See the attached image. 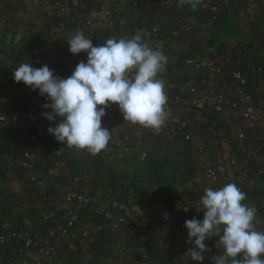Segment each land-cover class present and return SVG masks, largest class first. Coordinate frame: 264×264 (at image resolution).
<instances>
[{"label":"trees","instance_id":"1","mask_svg":"<svg viewBox=\"0 0 264 264\" xmlns=\"http://www.w3.org/2000/svg\"><path fill=\"white\" fill-rule=\"evenodd\" d=\"M22 1V0H19ZM53 1V0H50ZM89 2L96 1L98 4H104L102 0H87ZM130 1V0H126ZM115 3V2H114ZM118 3V2H117ZM115 3L113 6H115ZM49 16L46 17L39 24L34 22H28L27 26L32 29L33 38L31 36L23 34L20 36L19 50L17 52L5 51L10 57L13 63H17L19 66L22 63H32L38 66L47 65L45 62L39 60L35 55L36 42L34 39L37 35H44L46 39L55 38L59 41L60 46L57 50L58 60L56 65L60 69H65L68 66H76L81 60H86L87 54L80 53L79 55H72L68 51V44L66 40L65 32L74 30L77 23L72 17H65L54 11L51 7ZM137 19L127 17L124 25L125 31H131V29L136 26L137 31L142 30L147 34V39L152 45L154 38L148 34L150 29L154 25H159V32L168 33V36L164 40L163 49L164 54L168 58V63L166 65L165 71L159 73V75L166 76L168 80V90L167 97L168 101L177 92L176 86L184 84L188 76L184 69L183 61L190 56H206L210 64H220L224 69V77L228 79L229 72L234 69H241L246 78V87L249 89L256 100L264 101V90H259L256 88V80L259 77L257 71V65H253L252 59L248 58L247 52L251 49V45L246 42L237 43L235 45L229 42L222 41L216 45L203 48L199 36V26L201 24H208L209 26H217L219 22L212 21L211 16L213 15L210 11H203L201 9V4L193 10L189 5H179L178 0H137ZM236 9V8H235ZM234 7H227L220 15V19L225 16L235 15ZM113 18L119 12L113 7L112 10ZM264 14V10L262 11ZM97 23L92 29L91 35H86L92 39L94 45L103 44L106 39L117 38L119 39L120 30H118V24L113 23L110 27H104L99 30ZM58 29V30H57ZM174 30L178 31V34L173 37L171 32ZM196 30V31H195ZM136 31V32H137ZM194 32L195 36L189 38L190 32ZM135 32V33H136ZM172 40L179 41L183 45L179 52H174L169 49L168 41ZM174 52V53H173ZM169 53L172 56L168 57ZM173 53V54H172ZM169 55V56H170ZM207 66L203 68L204 72ZM14 69L5 68L6 74H8V81L6 89L10 86H16L21 83H16L13 80L12 72ZM227 71V72H226ZM198 72H196L197 74ZM225 73H228L225 75ZM25 90V95L10 93L4 98V102L0 103V115L5 117V121L8 122V126L15 120L26 121V123L33 122L27 118H20L18 113L22 110H29L32 108H37L39 110H44L41 106L38 90L33 91L30 87ZM28 91V92H27ZM38 95V100L36 104L30 103V97ZM50 111V109H49ZM184 113L195 116L197 118V124L205 129L220 128L225 131L226 140L222 145L224 150L228 152L237 153L239 157H244L242 155V144L239 140L232 134L230 129L225 124V117H222L218 111L214 109L205 108L197 110L194 108H186ZM228 117L229 116L227 115ZM235 117V115L233 116ZM45 122L46 124L54 123L58 120L49 121L45 118H41L39 122ZM34 122V123H39ZM194 129V125L191 127ZM244 135L248 137L250 133L255 134L253 129H249L246 126L242 127ZM195 130V129H194ZM193 130V132H194ZM254 131V132H253ZM200 134L197 130L193 133L194 136H199ZM256 135V134H255ZM52 138V135L49 133ZM6 128H0V150L7 147ZM174 138H180L187 150H193L192 141H186L180 134L172 133L168 130L163 136L158 137L153 141L150 147L161 146L166 144L169 140ZM211 137L205 139V149L208 155L207 160L210 161L213 155V147L211 146ZM45 142L39 149L34 152L31 148H19L15 156H18L19 165L17 170L21 171L26 177V170L22 168L20 164L21 153L23 149L31 150L36 154V161L34 163L35 172L39 175L46 177L42 168L50 163H63L65 167V173L60 177L55 179L58 184L52 185L48 183V178L46 177V186L44 192H41L39 188L31 187V183L27 182L28 187H26L25 197H12L13 201H7L5 196L2 195L0 191V222L9 223L12 230L17 233H21L27 237L33 238V244L31 245L32 250H38L40 247H44L49 243L54 241V238H49L46 236L48 228L58 220H65L68 216V210L62 209L57 211L54 216L46 218V215L53 208L54 204L62 201L64 191L67 187H75L80 191H83L89 195L99 194L103 197L105 201H110L113 199L118 200L121 204L127 206H135L140 208L145 213L152 215L157 214L159 217L155 219L153 227L148 231H140L134 229L130 226V231L126 233L123 237H118L111 232V227L109 220L104 216L103 211L96 212L95 208H87L80 211L77 215V220L75 223V230L81 229L82 227H90V231L95 234L96 239L90 243V247L87 251H81V245L85 242L78 243L75 241L74 249H69L66 243L63 245L62 251L53 257H48L43 261V264H56L57 261H61L66 255L71 254V252L78 253L79 260L88 261L89 264H186L191 260V258L185 252V244H187V229L184 227L186 220L192 218L199 219V215L203 212H198L196 208L199 207V199L204 194V189L211 187L216 189L215 185H207L199 180V177H193V172L196 162L193 160L188 164L186 173L181 181H174L173 178L175 174L167 172L165 169L161 170L159 164L160 161H165L167 159L158 158V155H152L146 159L142 164L148 169L145 174H140L128 177L126 174L121 172H115L112 170L110 165V145L108 144L106 149L96 156L90 155L88 152H84L80 155H74L67 147V145H62L60 142L56 141ZM264 141V139L262 140ZM125 150L129 151L124 147ZM122 151V150H119ZM130 152V151H129ZM248 159V164L246 167L236 175V180L244 185L237 186L245 191L246 193H252L257 197L264 196V187L252 188L246 187L249 185L250 180L253 179L256 173L254 160L250 157ZM174 160V159H171ZM168 161V159H167ZM179 162V161H177ZM167 163V162H166ZM199 164L203 166V163L198 161ZM38 165V167H37ZM141 165V164H140ZM163 165V164H162ZM181 164H178L179 166ZM41 170H40V167ZM158 166V168H157ZM83 167V168H80ZM120 167V166H119ZM204 167V166H203ZM85 169L88 174V183L85 186V190L82 189L75 182V174L77 177L81 175V170ZM174 171H178V167H174ZM8 169L5 165L0 163V183H5L8 181L6 174ZM260 177L264 178V174H259ZM151 181V183H157L158 187L150 193V201L146 202L143 197V192L145 190V181ZM181 184V185H180ZM107 185V187L105 186ZM245 186V187H244ZM179 187L181 189H179ZM147 190V189H146ZM30 196L29 198H26ZM178 199L175 203L174 209L171 208L170 204ZM12 201V202H11ZM161 206L162 210H158L157 206ZM39 206L38 208H36ZM178 207V208H177ZM178 209V210H177ZM187 210V211H186ZM259 212L264 216V205L258 209ZM168 215L172 220L175 221L174 224H165L161 221L160 217ZM160 232L162 244L155 237L151 236ZM182 234L186 239L183 242H176L175 235ZM83 240V239H82ZM22 240H18L12 237L7 242V247L4 249V253L11 256L14 248H17L18 253L24 251L20 254H13L12 260L18 259L21 255L26 253ZM215 249V248H214ZM21 250V251H20ZM27 250V249H26ZM118 250L122 252V256L114 254V251ZM209 250V249H208ZM28 251V250H27ZM217 253L222 251V247L219 249L211 250ZM220 254V253H219ZM110 257L117 259V262H107L104 263V258ZM91 260V261H89Z\"/></svg>","mask_w":264,"mask_h":264},{"label":"built area","instance_id":"2","mask_svg":"<svg viewBox=\"0 0 264 264\" xmlns=\"http://www.w3.org/2000/svg\"><path fill=\"white\" fill-rule=\"evenodd\" d=\"M35 3L43 4L46 7H51L54 11L62 16L72 17L77 26L74 30L65 32L66 40L68 41L72 35L77 31H83L85 35H91L92 29L97 23H101L104 27H110L113 23H117L118 30H120L119 38H128L135 34L137 27L134 26L131 31H125L124 25L127 17L137 19V0H102L104 4H98L96 1L89 2L87 0H33ZM124 1L128 4V12L117 13L113 18V5ZM115 2V3H114ZM227 7H234L235 15L244 16L246 14L253 18V12L264 10V0H202L201 9L203 11H210L212 21L219 22L220 15ZM58 30V29H57ZM148 34L154 40L152 46H160L162 50L164 47V40L168 33L159 32V25H154ZM176 36L177 30L171 32ZM49 58V57H48ZM58 57L52 55L49 59L50 66L54 74L60 77L67 78L71 75L74 66H68L65 69H60L56 62ZM184 69L188 76L187 81L182 85L176 86L177 92L169 100L167 97L166 110L168 113L165 124L160 129L137 127L138 131L124 132L116 138L112 132V139L109 142L110 146L126 147L131 152L136 153L143 159L153 141L158 137L163 136L166 131L170 130L172 133L180 134L184 140L195 142L194 152L197 159L203 163L204 178L207 185H215L216 189L222 187L226 183H235L241 185L236 181V175L240 173L248 164L244 157H239L233 152H226L224 150L226 135L225 131L218 128L205 130L197 124V118L184 113L186 108H194L197 110L210 108L218 111L222 117H225V124L230 129L236 138L243 142L246 135L242 129V122L249 129L255 131L256 136L264 139V111L260 115L255 111L257 102L253 93L246 87V78L241 69L237 68L229 72L228 79L224 77V69L220 64H210L206 56H190L184 61ZM205 68V82L202 86L196 83V72L203 71ZM163 81L167 80L166 76L159 75ZM167 95V94H166ZM4 98H0V103H3ZM44 97L40 98L41 106L46 103ZM49 111V109L39 110L37 108L25 109L18 113L20 118H27L33 122H39L42 118V112ZM227 111L238 112V117H228ZM122 117L117 105L112 104L106 109V115L102 118V126L113 130V125ZM197 121V122H196ZM0 122H5V117L0 115ZM200 134L194 136V129ZM194 130V132H193ZM253 131V132H254ZM211 137V146L213 147V155L210 161L207 160L208 155L205 149V139ZM109 146V147H110ZM251 158L254 160L256 173L264 174V159L259 151H251ZM36 161V154L28 149H23L20 158V164L26 170L27 182L31 183V187H38L41 192H44L46 186V177L35 172L34 163ZM51 173V172H50ZM243 191V190H242ZM246 194L244 203L249 206H254L257 209L254 228L257 231H264L261 224L263 215L258 209L264 205V197H257L253 194ZM68 210V216L65 220H58L48 228L47 237L54 238V241L38 250H32L30 247L33 244V238L27 237L21 233L12 230L9 223L0 222V264H9L12 260V255L18 253L17 248H14L11 256L4 251L7 247V242L12 238L22 240V245L26 251L24 255L18 257L16 264H42L48 257H53L62 251L63 245L68 244V248L75 247L73 237L75 236V223L77 215L80 211L87 208H95L98 211H103L104 216L109 220L111 232L118 237H123L130 231V226L140 231H148L153 227L154 221L159 216L157 214L149 215L135 206H127L121 204L118 200L113 199L105 201L101 195H89L75 187H67L63 194V199L54 204L53 208L46 215V218L52 217L57 211L62 209ZM158 210H162L161 206H157ZM202 220L203 213L199 215ZM165 224H174L168 215L160 217ZM90 227H82L78 230L80 239L85 242L81 245V251H87L96 237L90 231ZM183 238V237H182ZM183 239H186L184 237ZM218 237H212L205 243L207 247L219 249L222 246L216 244ZM194 245L185 244V252ZM5 249V250H4ZM28 251H27V250ZM21 251V250H20ZM24 251L19 252L18 254ZM57 261L56 264H60Z\"/></svg>","mask_w":264,"mask_h":264},{"label":"clouds","instance_id":"3","mask_svg":"<svg viewBox=\"0 0 264 264\" xmlns=\"http://www.w3.org/2000/svg\"><path fill=\"white\" fill-rule=\"evenodd\" d=\"M202 0H178L195 10ZM147 34L138 30L128 38H109L94 45L83 31L67 41L68 51L86 53L67 78L54 74L47 65L39 68L22 63L13 72L14 82L23 83L46 99L50 111L43 118L58 120L48 132L69 149L86 150L96 156L106 149L112 130L102 126L106 109L118 106L123 121L144 128L160 129L166 122L167 95L159 73L168 58L162 47H153ZM246 194L235 184L218 189L207 187L199 199L202 220H186L187 255L202 264L208 252L206 241L218 237L222 246L213 264H264V231L254 228L257 209L244 203ZM187 211V210H186Z\"/></svg>","mask_w":264,"mask_h":264},{"label":"crops","instance_id":"4","mask_svg":"<svg viewBox=\"0 0 264 264\" xmlns=\"http://www.w3.org/2000/svg\"><path fill=\"white\" fill-rule=\"evenodd\" d=\"M114 8L119 13L125 14L128 12V4L124 1L117 3ZM50 10V8L44 6L43 4L35 3L33 0H0V98H5L10 93L20 95L22 94V97L25 95V90L28 88L22 82L21 84H18L16 86H10L7 89L5 88L8 84V81H6V79L8 78V74H6L7 72H5V68H12L15 70L18 67L17 63H13L8 54L5 53V51L10 52L9 49H12V51L17 52L20 47V44H18L17 42L19 41L20 36H22L23 34L29 35L31 36V38H33L32 29L27 26V23L30 21L34 22L35 24H39L46 17L49 16ZM98 25L99 30L104 28L102 24ZM198 29L199 33L197 35L200 37L199 40L203 48L216 45L222 41L229 42L232 45L241 42L249 43L251 45V49L248 50L247 55L250 60L252 59L251 61L253 65H257V71L259 73V77L256 80V88H258L259 90H264V14L262 12H253L252 19L249 17L248 14L244 16L227 15L219 20L217 26L201 24ZM194 36L195 33L192 31L190 32L188 37L193 38ZM34 41L36 42V57L39 60L45 62L51 70L52 67L50 66L49 59L52 55L57 56V50L60 46L59 41L55 40V38L46 39L45 36L41 34L37 35V38L34 39ZM167 44L169 45V49H171L172 51L175 50L174 52H179L183 45L181 42L175 40H172V42L168 41ZM170 54L171 53H169V55ZM169 55L168 57L171 58L172 56ZM33 67L39 68L41 66L35 64ZM226 74L228 73H225V75ZM205 78L206 75L204 72H198L195 77L196 83L199 86H202L205 82ZM164 83V91L167 94L169 84L168 80H165ZM37 96L38 95H34L30 97L31 104H36L39 98ZM255 111L260 115L263 113V100L259 99ZM226 115L232 117L235 115V117H238V112L227 111ZM57 123L58 121L46 124L44 121L39 123H26V121L22 122L15 120L11 123L10 126H8V122H0V128H6L7 138H5V141H7L8 144L6 148L0 150V163L2 165H5V167L8 169V172L6 174L8 181L5 183H0V191L2 195L5 196L7 201H10V199L13 201L12 197H25L27 191L26 187H28L27 178L24 176L23 173H21V171L17 170L19 161L18 156H15L14 154L17 153L19 148L24 147L31 148L34 152H36L39 147L42 146L43 143L54 141V136L52 135V138L49 136L48 129L49 127H55ZM242 124V127H245L244 122H242ZM137 127L140 128L139 125H133L129 122L123 121V117H121L113 125L112 132L113 135L117 138L120 133H134L135 131H138L139 129H137ZM262 140V138L256 136L253 133H250L248 137H245V139L241 143V151L242 155H244V158H251V151H259L264 159V141ZM194 145L195 142L192 141L191 146L194 147ZM109 149L110 159L115 157L113 149L125 150L123 147H115L114 145L110 146ZM71 151L74 155H80L84 152H87L86 150L76 149H71ZM63 166V163H50L44 166V168H42L44 172L42 173L41 171V174H45V176L49 179L48 183L52 185H57L58 182L55 179H57V177H60L62 174H66L65 167ZM82 170L80 172L81 175L77 177V175L75 174L76 177L74 179L75 182L79 183L78 185L85 190V186L89 181V176L85 170L83 171L84 173L82 172ZM200 181L206 183L205 179L203 181ZM250 186L252 188L264 187V178L260 177L258 174L255 175L253 179L250 180L249 185H246V187ZM29 197L30 196L26 198ZM145 201L149 202L150 198ZM177 201L178 199H175L172 204H170L172 209H174V205ZM38 207L39 206H37L36 208ZM94 210L96 212H99L97 209ZM261 224L264 227V216L262 217ZM75 231V236L73 237L74 243L75 241H78V243L82 244L83 240L80 239V236L78 235V230ZM151 236L155 237L154 239H156V241L158 240L160 242V245L162 244V240H159V238H161L160 232H157L155 234L151 233ZM182 237L184 238L182 234H176V242H183L185 239H183ZM114 254L119 255V258L122 256V252L118 250H115ZM79 256L78 253L71 252V254L66 255V257H64V259L62 260V264H89L88 261L79 260ZM113 259L110 257H106L104 258V263L111 262ZM115 260L117 259H114L112 262H117ZM17 261L18 259L11 260L9 264H16Z\"/></svg>","mask_w":264,"mask_h":264},{"label":"rangeland","instance_id":"5","mask_svg":"<svg viewBox=\"0 0 264 264\" xmlns=\"http://www.w3.org/2000/svg\"><path fill=\"white\" fill-rule=\"evenodd\" d=\"M113 150L115 157H113L110 161L112 170H114L115 172H121L122 174H126L129 178L134 176L135 173L138 176L139 173L142 175L145 174L148 169H146V167L142 163L146 161L149 155H158L157 157L163 160L167 157L168 161L166 159L165 161H160L159 164L161 166V170L165 169L167 172L175 174L173 178H170L175 182L181 181V178L184 177L185 173L187 172L186 169L188 168V166H190L188 162L190 163L193 160L196 162L197 166H195L192 178L199 177V179L202 181L205 179L204 167L198 163L199 160L197 159L195 152L193 150H187V146H185L184 142L180 138L171 139V141L169 140L168 142H166V144H163L160 147L158 145L154 148L149 147L143 159H141L140 156L131 151H119L116 149ZM178 164L181 165L177 166ZM174 167H178V171H174ZM84 170L85 169H83L82 172ZM144 184L145 190L143 192V197L145 200H148L150 198V193L158 187V184L151 183V181L147 180L144 182ZM105 186L107 187V185ZM181 188L179 187V189ZM208 249L209 250L207 253H205L206 256L202 264H213L212 257L215 255H219V253H217L216 251H211L215 250L214 248L208 247ZM186 264H196V262L190 260Z\"/></svg>","mask_w":264,"mask_h":264}]
</instances>
